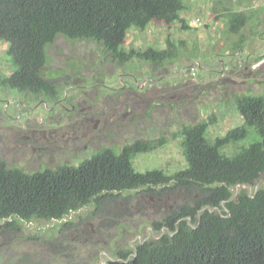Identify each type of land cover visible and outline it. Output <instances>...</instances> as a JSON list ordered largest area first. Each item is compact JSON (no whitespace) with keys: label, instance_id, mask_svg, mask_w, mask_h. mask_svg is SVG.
<instances>
[{"label":"trees","instance_id":"obj_1","mask_svg":"<svg viewBox=\"0 0 264 264\" xmlns=\"http://www.w3.org/2000/svg\"><path fill=\"white\" fill-rule=\"evenodd\" d=\"M249 7L214 10V21L225 23L221 49L231 55L264 25V6ZM186 10L184 0H0V41L8 45L11 66L9 75L0 76V87L54 97L55 83L44 77L43 69L46 48L57 36L91 41L118 65L141 61L162 68L185 50L184 40L167 38L163 48L126 50V35L154 22L187 30L181 17ZM192 46L190 57L198 51ZM230 106L242 124L212 142L206 133L219 119L215 114L179 128L175 136L181 139L186 166L170 175L161 169L134 170L133 159L152 149L143 141L123 145L118 152L101 148L76 165L32 173L0 159V231L16 233L22 223L34 221L62 222L85 206L98 208L127 191L157 197L177 192L186 203L152 224L156 232L163 230L159 237L138 243L133 251H116V259L107 264H264V186H256L264 179V95H237ZM249 129L256 140L231 156L223 154L225 147L246 139Z\"/></svg>","mask_w":264,"mask_h":264},{"label":"rangeland","instance_id":"obj_2","mask_svg":"<svg viewBox=\"0 0 264 264\" xmlns=\"http://www.w3.org/2000/svg\"><path fill=\"white\" fill-rule=\"evenodd\" d=\"M184 2L188 10L181 17L189 29L154 22L144 31L130 30L126 35V50L163 48L167 38L184 40L185 50L162 68L141 61L118 65L91 41L57 36L46 48L43 69L44 77L55 83L54 97L0 87V159L32 173L61 164L76 165L101 148L118 152L123 145L143 141L152 149L133 159L134 170L161 169L170 175L186 166L181 139L175 136L182 125L215 114L219 119L206 133L211 142L240 126L239 117L237 122L229 120L233 105L229 98L238 93L235 78L247 69L239 68L233 55L221 49L225 23L214 21L213 15L214 10H240L247 3L248 10H253L264 6V0ZM192 45L198 51L190 57L195 51ZM7 48L0 41V76L11 72ZM215 50L222 55L220 62L209 58ZM206 64L210 76L201 70ZM249 132L246 139L225 147L223 154L231 156L256 140L253 130ZM259 185L264 186V179ZM236 193L234 189L232 196ZM184 203L181 193L157 197L137 189L98 208L85 206L62 222L22 223L19 232L0 231V264H107L116 259L118 250L133 251L138 243L156 240L163 230L156 232L152 224L162 222Z\"/></svg>","mask_w":264,"mask_h":264},{"label":"crops","instance_id":"obj_3","mask_svg":"<svg viewBox=\"0 0 264 264\" xmlns=\"http://www.w3.org/2000/svg\"><path fill=\"white\" fill-rule=\"evenodd\" d=\"M215 29V28H214ZM258 31L256 34H253L252 36L248 37V40L245 43L244 49H239L237 53L232 54L235 58L238 67L245 66L247 71L240 72L236 78L235 83H237V86L235 89L238 90V93L236 94L233 92L232 96H230L229 99L233 101V98L237 95H264V64L261 65L258 68L253 69L252 65H254L257 61H254L255 58H258L262 54H264V25L263 27H258ZM212 30V28H211ZM216 39H219V35ZM214 43V42H213ZM212 56L209 57L211 60L217 62L218 57H222V55H219L218 52L215 50L212 52ZM217 53V54H215ZM215 58H214V57ZM220 62V61H219ZM250 63V65H248ZM209 64L204 65V67H201V70L203 71L204 76H210L211 72L208 70ZM243 88H247L244 91H240ZM231 111V112H230ZM231 113V119L229 120H236L239 117V119H242L238 114L234 113L232 108H230Z\"/></svg>","mask_w":264,"mask_h":264},{"label":"built area","instance_id":"obj_4","mask_svg":"<svg viewBox=\"0 0 264 264\" xmlns=\"http://www.w3.org/2000/svg\"><path fill=\"white\" fill-rule=\"evenodd\" d=\"M263 64H264V58L259 60L258 62H256L254 65H252V68L253 69L258 68V67H260Z\"/></svg>","mask_w":264,"mask_h":264},{"label":"water","instance_id":"obj_5","mask_svg":"<svg viewBox=\"0 0 264 264\" xmlns=\"http://www.w3.org/2000/svg\"><path fill=\"white\" fill-rule=\"evenodd\" d=\"M242 188H245L244 186H242ZM249 189H251V187H248Z\"/></svg>","mask_w":264,"mask_h":264}]
</instances>
